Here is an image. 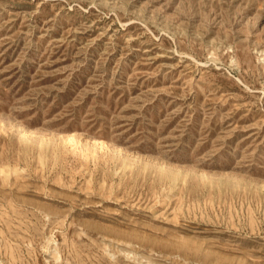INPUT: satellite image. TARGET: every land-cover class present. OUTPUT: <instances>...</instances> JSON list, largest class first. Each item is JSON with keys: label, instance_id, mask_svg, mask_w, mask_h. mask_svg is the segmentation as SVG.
Wrapping results in <instances>:
<instances>
[{"label": "rangeland", "instance_id": "rangeland-1", "mask_svg": "<svg viewBox=\"0 0 264 264\" xmlns=\"http://www.w3.org/2000/svg\"><path fill=\"white\" fill-rule=\"evenodd\" d=\"M0 264H264V0H0Z\"/></svg>", "mask_w": 264, "mask_h": 264}, {"label": "bare ground", "instance_id": "bare-ground-1", "mask_svg": "<svg viewBox=\"0 0 264 264\" xmlns=\"http://www.w3.org/2000/svg\"><path fill=\"white\" fill-rule=\"evenodd\" d=\"M103 143V142H102Z\"/></svg>", "mask_w": 264, "mask_h": 264}]
</instances>
